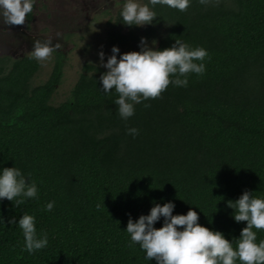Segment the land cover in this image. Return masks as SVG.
Instances as JSON below:
<instances>
[{"label":"trees","instance_id":"16d2710c","mask_svg":"<svg viewBox=\"0 0 264 264\" xmlns=\"http://www.w3.org/2000/svg\"><path fill=\"white\" fill-rule=\"evenodd\" d=\"M154 11L152 25L129 27L119 9L109 42L129 52L139 51L141 37L157 39L158 49L180 39L206 49L205 72L136 104L127 121L116 112L117 94H103L101 66L84 64L70 95L56 103L61 55L42 82L40 62L0 55V167L19 168L38 189L20 206L0 201V264H155L130 246L129 214L135 220L153 203L172 201L173 214L192 208L199 224L232 240L246 222H234L226 202L245 190L264 197V0H191L185 11ZM131 127L135 138L126 133ZM24 213L48 238L31 254L19 227L8 224ZM161 226L162 218L154 224Z\"/></svg>","mask_w":264,"mask_h":264},{"label":"clouds","instance_id":"9594fccd","mask_svg":"<svg viewBox=\"0 0 264 264\" xmlns=\"http://www.w3.org/2000/svg\"><path fill=\"white\" fill-rule=\"evenodd\" d=\"M206 4L208 0H199ZM191 0H123L119 17L126 26L152 25L157 16L155 6L162 5L185 11ZM35 0H0V20L5 26L24 25L26 16L33 12ZM151 47L147 38L141 37L139 51L119 54V48L113 45L107 56L101 49L97 56L106 71L100 73L99 82L103 94L114 91V100L119 117L127 121L134 115L135 105L142 101L159 98L168 87H186L189 73L202 75L205 72L204 60L208 53L202 47L192 48L180 39L167 48H156L153 39ZM61 48V43L52 40H33L28 53L29 59L37 62L48 61ZM148 107V104H144ZM133 138L138 134L135 127L126 128ZM27 178V183H26ZM37 185L15 166L0 167V201L7 199L16 206L27 199L37 198ZM245 190L235 201H227L232 209L234 222H246L238 238L226 239L222 232L210 230L198 223V213L189 208L186 214H173L172 201L162 205L153 203L148 213L139 215L135 220L129 214L124 231L129 235L130 246L137 245L144 252L146 260H155V264H264V239L257 241V231H264V197L253 196ZM54 202L49 201L43 210L50 212ZM162 226L154 227L157 221ZM3 222V221H2ZM22 232L23 249L29 254L41 250L48 244L45 233L37 235L35 217L28 213L8 220ZM233 241L235 246H233Z\"/></svg>","mask_w":264,"mask_h":264},{"label":"rangeland","instance_id":"374dc122","mask_svg":"<svg viewBox=\"0 0 264 264\" xmlns=\"http://www.w3.org/2000/svg\"><path fill=\"white\" fill-rule=\"evenodd\" d=\"M141 2L144 3V0ZM122 4L123 0H40L37 17L30 26L27 20L24 25L17 26H5L0 20V55L27 56L33 40L61 43V48L50 60L40 62L42 67L36 79L38 82L46 80L56 58L61 55L65 63V77L54 99L56 103L61 102L70 95L84 64L101 66L97 56L101 49L105 53V62L111 54L113 45L108 40L109 25L115 24ZM126 33L127 30H123V34ZM152 40H147L150 47ZM119 50L117 58L126 51Z\"/></svg>","mask_w":264,"mask_h":264}]
</instances>
